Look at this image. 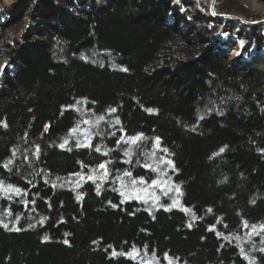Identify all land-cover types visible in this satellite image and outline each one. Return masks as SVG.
Listing matches in <instances>:
<instances>
[{
  "label": "trees",
  "instance_id": "trees-1",
  "mask_svg": "<svg viewBox=\"0 0 264 264\" xmlns=\"http://www.w3.org/2000/svg\"><path fill=\"white\" fill-rule=\"evenodd\" d=\"M84 1L0 10V181L21 190L0 188V264H264V64L174 0Z\"/></svg>",
  "mask_w": 264,
  "mask_h": 264
},
{
  "label": "rangeland",
  "instance_id": "rangeland-1",
  "mask_svg": "<svg viewBox=\"0 0 264 264\" xmlns=\"http://www.w3.org/2000/svg\"><path fill=\"white\" fill-rule=\"evenodd\" d=\"M24 0H0V10H6L10 8L12 4H15L17 2H22ZM106 0H85V4H83L82 7H86L88 10L91 8V4L89 2L94 3V6L100 5L102 2ZM184 1V3H183ZM189 1V0H188ZM264 1V0H263ZM82 2H80L81 4ZM77 5V4H76ZM74 6L73 9H77L78 6ZM179 6V8H176V6ZM209 5L210 0H190L189 2H186V0H174L173 3L169 6L170 7V13L169 17L172 16L173 11H177L179 16L184 17L187 20V23H191V17L198 20L201 27H204L205 30L209 33V39L208 41L214 45L211 38L215 35H219L221 39L219 42V45H226V50L223 56L227 57L228 61L235 62L237 58L236 56H239V61L236 63L237 66L240 68H244L247 65L248 61H253L254 56L264 55V36L263 39H253L251 36V30L247 29V25H244L243 23L237 21V20H230L226 21V19H222V21L217 20L215 22H210L207 18L203 16H198V11L201 13L209 12ZM33 7H35V3L31 5V8H29L23 18V24L17 31V37L20 38L22 34L24 33L25 29L29 26L31 19L34 16L33 13ZM176 8V9H175ZM215 11L217 13H228V14H234L236 16H243L244 19L254 21L256 19H260L264 17V14L261 12L253 9L250 6V3L246 0H215ZM174 9V10H173ZM185 10L190 11V15H185ZM203 15V14H202ZM191 16V17H190ZM224 20V21H223ZM226 21V22H225ZM238 22V24H235L234 22ZM192 24V23H191ZM215 25H217L218 28L226 29L223 31L220 30H213L215 29ZM215 31V32H213ZM264 35V32L262 33ZM231 39V40H230ZM248 44L250 47V52L248 56L245 57V54H242L244 46ZM218 52L220 51V46L218 47ZM216 49V48H215ZM235 58V59H234ZM6 61V65L8 63L7 59H4ZM243 60V61H242ZM257 62H263V61H256L249 63L255 64ZM264 64V63H263ZM5 65V66H6ZM4 68L0 70V85L1 81L4 76Z\"/></svg>",
  "mask_w": 264,
  "mask_h": 264
},
{
  "label": "snow or ice",
  "instance_id": "snow-or-ice-1",
  "mask_svg": "<svg viewBox=\"0 0 264 264\" xmlns=\"http://www.w3.org/2000/svg\"><path fill=\"white\" fill-rule=\"evenodd\" d=\"M123 70H124V71H127V69H123ZM109 111L112 112V113H114V112H116V109H114V108H113V109H109ZM148 111L151 112V111H153V110H152V109H149ZM100 119H103V117H101ZM85 123H87V122H85ZM115 123H116V124H120V120H119V118H117V119L115 120ZM4 126H6V125H4ZM45 130H47V126H46V129H45ZM75 131H76V129H73V130H72L73 133H74ZM121 132L123 133V129H121ZM142 139H143V134H142V133H139V134H137V135H135V136H129V137H127V139H125V136H124V135H121L120 139L117 141V144H119V143H121V142L131 143V144H136L138 141H141ZM67 143H68V141L65 140L64 144H61L60 147H64ZM77 146L79 147L80 145H77ZM155 147H156V148H159V147H160V138H159V137H157L156 140H155ZM96 151H97V152L100 151L99 147H97ZM162 151L167 152V149H166V148H165V149H162ZM220 151L223 152L224 149L222 148V149H220ZM125 155H129V153L126 152ZM9 163H10V162H9ZM161 163H166L169 167H171V168L174 169V165L172 164V161H171V160H167V161L162 160ZM7 166H8L7 164L4 165V167H7ZM99 167H100L101 169H104V175H103L102 179H107V177H108V170H107L106 165H105V164H100ZM144 167H145V168H151V165H149V164H145ZM124 176L131 177V176H132V173H131V172H125V173H124ZM80 179L83 180L84 177L81 176ZM88 179H89V180H95V177H94V176H89ZM119 179L122 180V178H119ZM138 183H139V184H144L145 181H144V179H143L142 177L139 178V179H135V178H134V179L131 180V184H132L133 186L137 185ZM158 185H160V181H158V180H153L152 183H151V185H149L148 187H153V186H158ZM77 186H79V184H77ZM160 186L162 187V185H160ZM0 188H2V190H3L6 194L9 193V192H15L17 195H19V194H20V191H21L19 188H15V187H13L12 185H8L7 187H3V182H2V181H0ZM162 190H163V187H162ZM144 191H147V189H144ZM171 191H172V189H171V188H168V191L165 192L164 194L167 195L168 192H171ZM175 191H176L177 193H179V192H180V189L177 187V188L175 189ZM97 192H99V185H97ZM120 194H121L122 196H124V199H126V200L132 198L130 195H126L125 192H123V191H122ZM80 198H81V197H79V196L77 197V199H80ZM136 198H137V199H144V197H142V196H137ZM156 199H158V197H157ZM177 204H178V201H175V200H174V201H173V206H176ZM113 207H115V205H113ZM184 210H185V211H188V209H184ZM208 211H211V209H209ZM194 218H195V217H194ZM190 226H191V225H189V227H190ZM247 226H248V225L245 224V227H247ZM3 227L7 228L8 225H7V224H4ZM213 227H214V226H213ZM252 227H253V231H255V226H252ZM17 230H19V229H17ZM261 230H264V225H261ZM218 235H220V234L218 233ZM45 239H47V237H45ZM65 243H67V241H65ZM134 252H135V249H134ZM113 255L115 256V255H117V253H116V252H113ZM128 255L131 256L132 253H129ZM165 258L168 259L167 254H165ZM169 264H172L171 259H169Z\"/></svg>",
  "mask_w": 264,
  "mask_h": 264
},
{
  "label": "bare ground",
  "instance_id": "bare-ground-1",
  "mask_svg": "<svg viewBox=\"0 0 264 264\" xmlns=\"http://www.w3.org/2000/svg\"><path fill=\"white\" fill-rule=\"evenodd\" d=\"M190 1V0H189ZM188 0H186V2H189ZM247 2H249L250 3V6L253 8V9H255V10H257V11H259V12H261L262 14H264V1L263 0H246ZM183 3H184V1H183ZM89 4H91V8L90 9H93L95 6L93 5L94 3H91V2H89ZM37 7H38V5H37V3H35V7H33V13L34 14H36V10H37ZM176 8H179V6L177 5L176 6ZM175 8V9H176ZM174 10V9H173ZM216 12V11H215ZM203 14V15H202ZM198 16H203V17H205V18H207L210 22H215V21H217L218 20V18H216L215 17V15L213 14V13H211V12H204V13H201L200 11H198ZM240 17H243V16H240ZM245 18V17H244ZM220 21H222V19L220 20ZM224 21V20H223ZM226 21H230V20H226ZM215 27V29H213V30H215V31H217V30H220V28H218L217 27V25H215L214 26ZM223 30H226V29H221L220 31H223ZM215 31H213V32H215ZM218 32V31H217ZM219 39H221L220 37H219V35H215V36H213V38H211V40H212V42L215 44V48H216V50L218 51V48H217V46L219 47L220 46V51L221 52H219L220 54H224V52H225V50H226V45H219V42L221 41V40H219ZM231 40V39H230ZM235 58H237V59H239V56L237 57H235ZM234 58V59H235ZM4 59H6V58H2L1 60H0V70L2 69V68H4V66L6 65V61L4 60ZM254 60H255V62L256 61H258V60H260V61H263V62H261V63H264V55H259V56H254Z\"/></svg>",
  "mask_w": 264,
  "mask_h": 264
},
{
  "label": "water",
  "instance_id": "water-1",
  "mask_svg": "<svg viewBox=\"0 0 264 264\" xmlns=\"http://www.w3.org/2000/svg\"><path fill=\"white\" fill-rule=\"evenodd\" d=\"M214 6H215V0H210L209 12L213 13L215 15V17L218 18V20H221V19L237 20V21L243 23L244 25H247L250 27L264 24V17H262L260 19H256L254 21H250V20L244 19L243 17L236 16L234 14L217 13V12H215Z\"/></svg>",
  "mask_w": 264,
  "mask_h": 264
}]
</instances>
